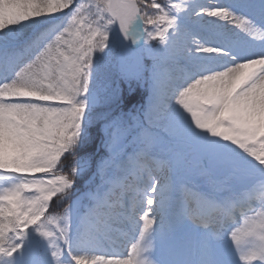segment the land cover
<instances>
[{
    "label": "snow or ice",
    "instance_id": "obj_1",
    "mask_svg": "<svg viewBox=\"0 0 264 264\" xmlns=\"http://www.w3.org/2000/svg\"><path fill=\"white\" fill-rule=\"evenodd\" d=\"M0 264H264V0H0Z\"/></svg>",
    "mask_w": 264,
    "mask_h": 264
},
{
    "label": "trees",
    "instance_id": "obj_2",
    "mask_svg": "<svg viewBox=\"0 0 264 264\" xmlns=\"http://www.w3.org/2000/svg\"><path fill=\"white\" fill-rule=\"evenodd\" d=\"M117 112H119L118 109H117ZM91 134H92V137H93V145L88 147L87 153L91 154V159H92V162H93V169H90V170L86 171L84 173V175L81 178L78 179V181H77V187L78 188L82 187L83 181L86 180L91 175V171L94 170L95 161L98 160L99 157L104 154L102 150L99 151V152L95 151V146L99 145V142H100V135H99L98 128L97 127H93V129L91 130ZM78 154L80 156H84V155H86V152H85V150H81ZM71 163H72V157H67L64 160V165H65L66 168Z\"/></svg>",
    "mask_w": 264,
    "mask_h": 264
},
{
    "label": "rangeland",
    "instance_id": "obj_3",
    "mask_svg": "<svg viewBox=\"0 0 264 264\" xmlns=\"http://www.w3.org/2000/svg\"><path fill=\"white\" fill-rule=\"evenodd\" d=\"M99 111H101V112H106V111H109V109H108V108H105V107H102V108L99 109ZM113 114H114V115H119V112H117V109L113 111ZM125 247H130V245H124V246H122L119 250H120V251H122V250L124 251V248H125Z\"/></svg>",
    "mask_w": 264,
    "mask_h": 264
},
{
    "label": "bare ground",
    "instance_id": "obj_4",
    "mask_svg": "<svg viewBox=\"0 0 264 264\" xmlns=\"http://www.w3.org/2000/svg\"><path fill=\"white\" fill-rule=\"evenodd\" d=\"M123 251V250H122Z\"/></svg>",
    "mask_w": 264,
    "mask_h": 264
}]
</instances>
